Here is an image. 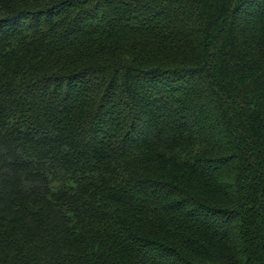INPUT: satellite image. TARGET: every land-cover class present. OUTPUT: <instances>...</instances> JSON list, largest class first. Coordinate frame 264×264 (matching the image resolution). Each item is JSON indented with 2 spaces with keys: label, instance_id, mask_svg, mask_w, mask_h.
I'll use <instances>...</instances> for the list:
<instances>
[{
  "label": "trees",
  "instance_id": "1",
  "mask_svg": "<svg viewBox=\"0 0 264 264\" xmlns=\"http://www.w3.org/2000/svg\"><path fill=\"white\" fill-rule=\"evenodd\" d=\"M0 264H264V0H0Z\"/></svg>",
  "mask_w": 264,
  "mask_h": 264
}]
</instances>
